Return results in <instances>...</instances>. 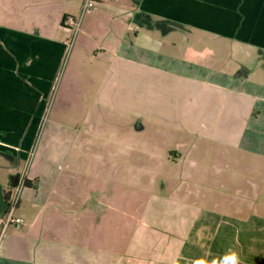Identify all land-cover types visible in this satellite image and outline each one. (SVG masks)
Returning <instances> with one entry per match:
<instances>
[{
    "label": "crops",
    "instance_id": "crops-1",
    "mask_svg": "<svg viewBox=\"0 0 264 264\" xmlns=\"http://www.w3.org/2000/svg\"><path fill=\"white\" fill-rule=\"evenodd\" d=\"M117 1L128 6L126 11L134 17L136 28L131 23L125 38L119 42L114 38L115 46H110L114 51H102L107 58L114 55L130 64L134 59H142L139 64L148 66L144 61L157 54L150 46L157 43L154 35L157 32L150 31L153 28L185 39L203 33L206 39L230 43L234 51H242L249 58L258 61L264 58V0ZM85 3L86 0H0L1 156L10 160L18 158L19 162L30 158L69 53L73 27L66 20L78 17ZM85 26L82 23L80 32ZM140 27L149 30L140 34L137 31ZM127 36L133 41L143 36L146 46L134 51V48L118 50L120 44H125ZM95 51L88 53L90 60L97 58ZM208 58L209 70L216 69L214 64L217 61L219 64V57L210 55ZM79 62L81 59L77 63V73L84 70ZM148 68L159 69L157 66ZM127 70L122 67L121 72ZM86 72L90 87L75 91L90 92L96 84L102 86L95 76L97 69ZM238 74L244 82L241 90L236 91L242 98L251 100H242L243 131H252L254 137H243L241 130L238 131L228 140L234 156L220 154L221 161L213 156L212 165L203 169L193 161L190 171L191 174L202 171L218 175L220 180L214 181L224 187L223 196L227 197L223 198V209H211L208 196L201 193L206 177L191 179L185 195L181 186L174 196L163 197V201L158 197L149 202L143 213L144 229L140 234L136 233L141 238L133 242L131 239V247L121 250L124 256L114 258L117 252L113 251L118 250L113 249L116 241L101 244L102 232L94 227L86 233L84 219L81 224L76 219L72 227L67 226L68 223H56L69 216L67 212L57 216L48 213V207L55 204L53 198L59 194V180L54 175V184L46 186L51 180L34 171L27 178L30 184L24 191L35 189V193L29 203L22 198L18 215L24 218L23 225L19 228L12 226L3 235L0 264H228L226 258L233 253L238 256L240 264H264V75L263 71L247 73L242 69ZM245 84L258 88L254 87L256 91L251 92ZM70 86L75 87L74 79L70 80ZM102 87L96 89L99 96L103 94ZM243 103L252 104L245 108ZM63 105L65 109L71 107L66 102ZM209 115L208 126L214 117ZM157 120L158 126L173 124L172 132L180 124L178 120L176 123L168 121V116H160ZM248 155L253 156L252 160H243ZM182 173L184 177L189 176L186 170ZM20 183L21 180L14 187L0 188V216H4L8 209V191ZM58 199H62V204L67 201L71 206L79 205L78 201L64 196ZM229 201L237 203L232 207ZM86 207V202H82L81 209L85 211ZM78 212V209L74 210L73 214L78 217ZM99 213L95 210L94 221L110 226L112 217L106 212ZM1 232L2 227L0 235ZM106 233L104 231V236Z\"/></svg>",
    "mask_w": 264,
    "mask_h": 264
},
{
    "label": "rangeland",
    "instance_id": "rangeland-1",
    "mask_svg": "<svg viewBox=\"0 0 264 264\" xmlns=\"http://www.w3.org/2000/svg\"><path fill=\"white\" fill-rule=\"evenodd\" d=\"M93 2V8L85 13L82 9L78 17H73L79 23L78 32L75 35L72 31L69 53L30 158L19 162L18 158L10 160L0 155V188L14 187L20 180L32 176L34 171L48 177L51 181L46 186H49L54 184L56 175L59 194L53 198L55 204L48 207V213L57 216L67 212L68 219L56 223H68L69 227L76 219L80 224L84 219L85 229L81 228L86 233L94 227L102 232L101 244L116 241L113 249L118 250L113 251L117 252L113 257L120 258L124 256L121 250L141 238L137 235L144 229L143 213L149 202L158 197L161 201L163 197L170 198L181 186L185 195L191 179L206 177L201 193L208 196L211 209H223L222 203L227 197L223 196L224 187L215 182L220 180L218 175L202 171L191 174V164L197 161L203 169L212 165L213 156L219 161L220 154L234 156L228 140L240 130L243 137H254L252 131H243L242 100H251L242 98L236 91L241 90L244 82L239 79L238 72L241 69L247 73L258 70L264 75V58L260 61L249 58L242 51H234L230 43L206 39L203 33L185 39L158 28L150 29L157 32L154 34L157 43L150 45L157 54L144 62L159 69L139 64L142 59H134L130 64L114 55L107 58L102 51L111 49L113 52L114 38L121 41L126 37L128 26L132 23L136 28V23L126 11L128 6L117 0ZM82 23L86 26L80 32ZM144 28L137 31L145 34L149 28ZM87 38L91 39L86 41ZM144 46L143 36L136 41L127 36L125 44L117 48L120 51L134 48V51ZM93 51L97 58L90 60L88 53ZM210 55L219 57V64L217 61L216 69L211 71L207 67ZM80 59V68L84 70L77 73ZM122 67L128 70L121 72ZM89 69H97L95 76L102 86L107 85L106 88L96 84L95 90L90 92L75 91L90 87L86 74ZM72 79L75 87L70 86ZM101 87L104 95L99 96L96 89ZM245 87L251 92L256 91L253 84H245ZM63 102L71 107L65 109ZM249 104L243 103L245 108ZM211 114L214 117L208 126L206 120ZM160 116H168V121L174 123L180 122L175 126V132H172L173 124H156ZM253 127L251 124L252 130ZM175 155L180 156L176 158ZM251 157L248 155L243 160H252ZM185 170L189 176L184 177L182 171ZM34 190L24 191V201L32 200ZM62 196L78 201L79 205L71 206L67 201L62 204V199H58ZM84 201L85 211L81 209ZM77 209L78 217L73 214ZM95 210L98 214L99 211L108 213L112 224L96 223ZM104 231H107L106 236Z\"/></svg>",
    "mask_w": 264,
    "mask_h": 264
},
{
    "label": "built area",
    "instance_id": "built-area-1",
    "mask_svg": "<svg viewBox=\"0 0 264 264\" xmlns=\"http://www.w3.org/2000/svg\"><path fill=\"white\" fill-rule=\"evenodd\" d=\"M94 7L93 0H86L85 6L83 8V13L87 12L89 9ZM66 23L73 27L75 35L78 32L79 23L77 22L76 18L70 17L66 20ZM28 172L26 173L27 176ZM26 177L21 180V183L8 191V209L4 216H0V227H2V232L0 235V246L3 235L5 231L14 226V227H21L24 223V218L18 215V210L21 205L23 191L26 187Z\"/></svg>",
    "mask_w": 264,
    "mask_h": 264
},
{
    "label": "clouds",
    "instance_id": "clouds-1",
    "mask_svg": "<svg viewBox=\"0 0 264 264\" xmlns=\"http://www.w3.org/2000/svg\"><path fill=\"white\" fill-rule=\"evenodd\" d=\"M228 264H240L238 256L233 253L230 257H227ZM213 264H216V262H213Z\"/></svg>",
    "mask_w": 264,
    "mask_h": 264
},
{
    "label": "trees",
    "instance_id": "trees-1",
    "mask_svg": "<svg viewBox=\"0 0 264 264\" xmlns=\"http://www.w3.org/2000/svg\"><path fill=\"white\" fill-rule=\"evenodd\" d=\"M69 18H70V17H69ZM29 184H30V183L28 182V180H26V186H29Z\"/></svg>",
    "mask_w": 264,
    "mask_h": 264
}]
</instances>
